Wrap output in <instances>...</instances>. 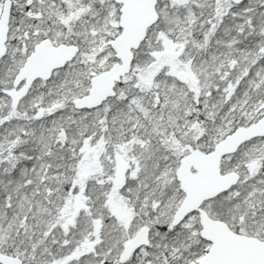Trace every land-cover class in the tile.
<instances>
[{"label": "snow or ice", "instance_id": "1", "mask_svg": "<svg viewBox=\"0 0 264 264\" xmlns=\"http://www.w3.org/2000/svg\"><path fill=\"white\" fill-rule=\"evenodd\" d=\"M0 264H264V0H0Z\"/></svg>", "mask_w": 264, "mask_h": 264}]
</instances>
